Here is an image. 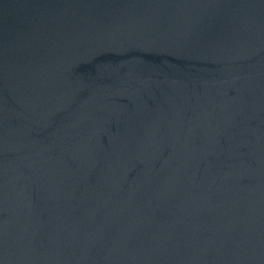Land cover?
<instances>
[{"label":"water","instance_id":"obj_1","mask_svg":"<svg viewBox=\"0 0 264 264\" xmlns=\"http://www.w3.org/2000/svg\"><path fill=\"white\" fill-rule=\"evenodd\" d=\"M0 264H264V0H0Z\"/></svg>","mask_w":264,"mask_h":264}]
</instances>
